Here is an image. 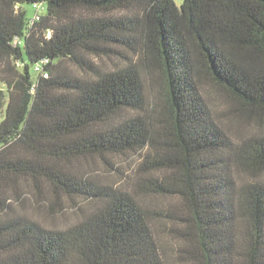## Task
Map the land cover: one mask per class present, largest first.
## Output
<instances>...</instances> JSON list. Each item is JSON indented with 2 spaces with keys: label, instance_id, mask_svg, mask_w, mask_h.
<instances>
[{
  "label": "trees",
  "instance_id": "1",
  "mask_svg": "<svg viewBox=\"0 0 264 264\" xmlns=\"http://www.w3.org/2000/svg\"><path fill=\"white\" fill-rule=\"evenodd\" d=\"M181 1L0 0V264H170L167 224L181 264H264V0ZM207 82L257 131L231 141ZM126 153L131 191L76 168ZM28 187L93 206L49 229L15 209Z\"/></svg>",
  "mask_w": 264,
  "mask_h": 264
},
{
  "label": "rangeland",
  "instance_id": "2",
  "mask_svg": "<svg viewBox=\"0 0 264 264\" xmlns=\"http://www.w3.org/2000/svg\"><path fill=\"white\" fill-rule=\"evenodd\" d=\"M174 2L177 6H180L182 1L174 0ZM29 13L32 14L31 9ZM93 62L95 64H103L105 67H112L111 62L108 60L94 58ZM76 73L84 76L81 72L77 71ZM201 92L217 122L227 133L231 141L238 142L242 137L250 136L257 131V126L251 121L244 123L236 118V106L221 90L207 82L201 84ZM138 163L139 157L135 153H126L108 157L106 164L101 160L84 159L76 164V168L96 184L110 185L131 191V183L136 179ZM259 178L264 182V173ZM236 179L237 181H241V177H237ZM25 190L22 201L14 203L15 209L49 229H65L75 224L93 206L92 201L78 199L72 202L65 199L60 210L56 209L54 212H50L43 200L36 201L34 199L33 191L29 187L25 188ZM138 199L146 207L157 210L168 209L177 203V200L174 198L138 196ZM167 226L169 227L170 225L167 224ZM167 226L163 229L157 225V234L161 242L166 246L169 263L181 264L176 259L178 257V249L181 247L180 242L176 241L166 230Z\"/></svg>",
  "mask_w": 264,
  "mask_h": 264
}]
</instances>
